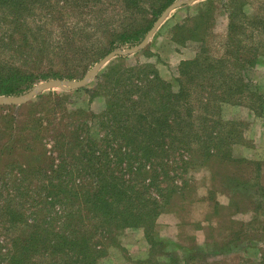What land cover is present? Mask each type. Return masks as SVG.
Here are the masks:
<instances>
[{
    "label": "trees",
    "instance_id": "16d2710c",
    "mask_svg": "<svg viewBox=\"0 0 264 264\" xmlns=\"http://www.w3.org/2000/svg\"><path fill=\"white\" fill-rule=\"evenodd\" d=\"M173 1L0 0V95L19 94L38 80L83 75L111 50L138 43ZM204 1L172 28L176 50L195 44L191 58L177 65L176 86L154 64L126 65L119 57L82 89L103 98L98 114L67 109V96L57 92L38 95L18 113L0 105V264H100L125 229L142 230L149 254H155L139 264H163L156 220L195 201L190 173L200 169L210 181L204 221L209 229L220 224L218 211L225 206L216 199L214 177L245 188L250 168L240 164H253L234 156L243 132L224 117V107L243 105L264 117V92L247 74L264 57V12H248L245 0H228L217 52L210 30L215 1ZM7 14L10 33L1 29ZM26 16L29 24L57 22L58 44L50 42L54 32H21ZM51 52L80 57L46 71L42 58ZM5 54L26 59L14 62ZM32 56L40 64L28 62ZM92 122L96 137L90 135ZM239 198L246 199L244 192L229 205L242 213ZM231 223L221 226L227 233L219 237L231 236L232 243L241 236ZM193 247L183 248L190 262L197 258ZM169 257L170 264L177 259ZM254 264H264V248Z\"/></svg>",
    "mask_w": 264,
    "mask_h": 264
},
{
    "label": "rangeland",
    "instance_id": "374dc122",
    "mask_svg": "<svg viewBox=\"0 0 264 264\" xmlns=\"http://www.w3.org/2000/svg\"><path fill=\"white\" fill-rule=\"evenodd\" d=\"M214 1L215 8L213 10L212 27L210 30L213 35L211 37V42L214 44V49L217 50L218 48H215L217 47L215 42L217 43L218 40H221L226 31L227 18L224 12V4L228 0ZM204 2V0H197L191 4L184 5L172 11L168 15L167 19L159 26L154 35L150 38L145 47L133 54L113 57L90 78L83 80L84 76L105 55L97 62L93 63L83 75H78V73H76V75H74L73 79L71 80L64 78H48L46 80H38L25 91L19 94L8 96L24 95L35 85H39L50 80H60L65 82L80 81L81 85L78 88L62 90L58 87H49L46 90L39 92L37 96L47 92H57L67 96L64 100V106H66L67 109L82 108L87 112L91 110L92 112L98 114L104 105L103 98L101 96L90 97L88 94L84 93L82 89L92 87L95 81V76H97V74L102 69L107 68L112 61L119 57H125L124 61L120 60L119 62L123 64L125 63L126 65H135L138 63L156 65V61L158 60V63L161 62L166 64L164 61L162 62L160 60L158 54L160 53L162 55L165 52L167 43L166 39L171 38L173 26L187 15H192L198 8L202 7ZM245 3L248 12L255 13L258 12V10L264 12V0H245ZM186 6H189V8L186 9ZM10 16V14H7L6 18L8 19H6V23L1 24V29H7V33L12 32V27L10 22H8V20L11 18ZM29 17L30 16H26L25 20V25L28 27L25 28L20 26L18 28L21 29V32L26 34L31 33L30 31H35L38 33L42 31L54 32L52 38H50V42L54 45L58 44V35L56 32L59 31V27L56 25L57 22L54 21V23L50 22L42 24V22L37 19L32 24H29L27 20ZM18 39L19 38L14 35V40L17 41ZM138 43L115 49L125 50L136 46ZM180 50H182L181 52L185 54L186 59L191 58V54L194 53L195 50V44L193 42H188L186 45L180 46ZM218 50L217 52H219ZM9 55L6 58L14 62H20V60L26 59L22 57H17L16 59L15 57H9ZM71 56V53L65 57H62L60 53L58 55L52 52L48 53L42 58V64H44L43 66L46 68L44 70L47 71L49 69H56L58 66H61L62 62L64 61H66L70 66L72 61L80 57L78 55L76 57ZM28 62L40 64L39 58L35 56L30 57ZM33 63H29L28 66L31 68ZM162 70H164V73L167 75L164 76L166 78L165 80L170 82L173 86H176L175 79L177 77V67H174V65H166V67H162ZM247 74L253 84H255L256 87L264 92V57L260 63L249 69ZM37 96L25 103L36 101ZM22 104L0 105L6 107L14 106V112L18 113L20 112V106ZM223 113L225 118L235 120L240 126V130L243 132L242 142L236 145L233 149L234 156L247 159L253 163L250 165L240 164V169L242 167L250 168V173H247L246 176H243V179L245 180V188H237L232 185H228L227 179L216 174L214 177L215 182H213V189L216 191L217 201L221 205L225 206L218 211L222 221H220L219 225L213 223V229H209L206 225L207 223H203V229L198 230L199 225L197 222L201 221L210 211L209 203L206 199V191L210 187V181L209 173L205 169L191 172L190 174H192L196 181V190L193 194V201L195 200L196 203L193 204V202V205L189 203H183L181 207H184V210L182 211H180L182 208L179 210L177 209L178 205L175 206L174 210H178L179 212H172V214L171 212H167L170 214V216H165L159 221V231H156L155 228V231L159 235L160 239H167L164 241L165 243H163L165 247L163 249L165 254L161 257L157 256V258H162L164 260L163 264H170V255L177 256L176 260L178 261L174 262L176 264H208L210 262L217 264L219 262L223 264H254L259 257V251L264 248V117H257L253 111L243 105H226L224 107ZM90 125V135L92 137H96L97 130H95L93 122ZM48 148H50L49 145ZM260 163L263 164V166ZM258 164L261 165V169L259 171L256 169ZM189 189L190 188H185L184 191L186 192ZM243 192L246 195V199L244 200L239 198V200H241L242 208V213H240L238 211L232 210L229 205V201L231 198L236 197L238 193L241 194ZM231 212L234 214L230 215ZM232 221L235 222L233 228L240 232L241 237L239 240L231 243L229 241L231 236L224 238L227 232L225 233L222 230V227H232ZM219 235L224 236L221 238ZM139 238V235L136 233L128 231V233L124 235L122 241L117 246L114 245L108 249L107 255L100 260V264H139V261L147 259L148 257L154 259L155 254L150 255L149 246L147 245L145 249L144 244L140 242ZM192 246H194L192 249L193 251H190V253L194 252L197 256L194 262L188 261L183 253V248L186 250ZM200 247L202 250L200 251L201 253H198L197 249ZM155 250H158L157 246L155 247ZM185 261L187 263H184Z\"/></svg>",
    "mask_w": 264,
    "mask_h": 264
},
{
    "label": "water",
    "instance_id": "95a60500",
    "mask_svg": "<svg viewBox=\"0 0 264 264\" xmlns=\"http://www.w3.org/2000/svg\"><path fill=\"white\" fill-rule=\"evenodd\" d=\"M197 0H174L171 4H169L157 17L151 28L147 31L143 39L134 47L128 48L125 50L114 49L107 53L102 59H100L96 65L84 76L83 80L90 78L93 74H95L98 70L102 68L104 64H106L110 59L116 56H122L127 54H133L143 47L147 45L150 38L154 35L159 26L167 19L168 15L184 5L191 4ZM81 82H65L60 80H50L39 85H35L32 89H30L26 94L19 96H0V104H22L25 103L35 96L41 91L46 90L49 87H58L62 90H71L80 87Z\"/></svg>",
    "mask_w": 264,
    "mask_h": 264
},
{
    "label": "crops",
    "instance_id": "0c3cea01",
    "mask_svg": "<svg viewBox=\"0 0 264 264\" xmlns=\"http://www.w3.org/2000/svg\"><path fill=\"white\" fill-rule=\"evenodd\" d=\"M167 40V43H166V50H165V52L161 55L160 53L158 54V56H159V58H160V60L163 62H165L166 64H163V63H158V61H156L157 63H156V68L158 69V72H159V74H160V76H162V78L163 79H166L164 76H167L165 73H164V70H162V67L163 66H165L166 67V65L168 66V65H174V67L176 66L177 67V65H178V63L181 61V60H183V59H186V57H185V54L184 53H182V52H180V51H178V50H176L175 48H174V46H173V43L171 42V40L168 38V39H166ZM168 48V49H167ZM188 57V56H187ZM169 58H171V59H169ZM196 203V201H194V203L193 204H195ZM192 204V205H193ZM171 214H172V212H171ZM167 217V216H170V214L169 213H162V214H160L159 216H158V218H157V220H156V225H155V228H156V231L158 230L159 231V226H158V223H159V221L163 218V217ZM203 220V221H202ZM201 221H198L197 223H198V225H203V223H206L205 221H204V218L202 219ZM198 230H201V229H198ZM128 231H132L133 233H136L137 235H139V239H140V242H142L143 244H144V247H145V249H146V246L148 245L147 244V241H146V239H145V237H144V235H143V232H142V230H140V229H125V230H123L120 234H118V237H117V241H118V243H120L121 241H122V238L124 237V235H126V233H128ZM156 235V238L157 239H159V240H161L163 243H165L164 241H166L167 239H160L159 238V235L156 233L155 234ZM176 261H178V260H175V262ZM173 264H176V263H173Z\"/></svg>",
    "mask_w": 264,
    "mask_h": 264
}]
</instances>
